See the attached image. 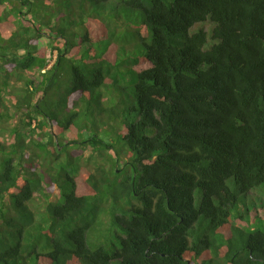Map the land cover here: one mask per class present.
Masks as SVG:
<instances>
[{
  "label": "trees",
  "instance_id": "obj_1",
  "mask_svg": "<svg viewBox=\"0 0 264 264\" xmlns=\"http://www.w3.org/2000/svg\"><path fill=\"white\" fill-rule=\"evenodd\" d=\"M207 21L211 37L192 31ZM121 75L131 106L119 98L112 113L134 117L114 162L74 124L87 110L106 120L102 88ZM0 130L15 137L0 141V264H264L252 229L264 217L248 219L247 199L264 193V0H0ZM85 146L95 174L71 155ZM55 162L88 173L89 191Z\"/></svg>",
  "mask_w": 264,
  "mask_h": 264
},
{
  "label": "rangeland",
  "instance_id": "obj_2",
  "mask_svg": "<svg viewBox=\"0 0 264 264\" xmlns=\"http://www.w3.org/2000/svg\"><path fill=\"white\" fill-rule=\"evenodd\" d=\"M109 14V13H108ZM14 21L16 23V25H23V26H28L27 23H23L21 17L15 13L13 14ZM108 22V21H107ZM105 24V23H104ZM106 25V24H105ZM203 28L206 30V32L208 33L209 37H211V33L213 30V23H211L210 21H207L203 24H198L193 28V32ZM112 30L115 31L112 27ZM89 32L91 33H96V34H102L101 37H103V32L101 30H99L98 32H95L91 29H89ZM120 32H118L119 34ZM92 42H96V40L94 39V37H92ZM210 44L213 42L211 39H209ZM44 46V45H43ZM47 58L50 60V63H53L55 58H56V52L48 50L47 51ZM120 59V58H119ZM121 60V59H120ZM31 75L37 76V73H35V71L30 73ZM122 77L119 80V83L116 87H113L112 85H105L102 88V92L104 98L102 99V103L100 104L102 108V110L98 109L102 116V118L106 119L105 121H99L98 123H94V118L95 116L93 115H89V111L87 110L88 113H86L82 118L80 117L78 120H76L74 127L77 129V127H79V125L81 126L82 124L84 125V130L82 133H80L79 136V143L81 144L83 141L88 140L92 137H96L102 140L103 144H101L100 146H105L106 144H108L109 146H113L111 147V150L108 151L106 153V159L107 160H112L114 162H116L118 159L116 158L118 151L125 149V145L124 142L121 141V138L119 136V132H120V122L121 121H125V118H129L130 120L133 119L134 117V113L133 112H129V111H125L123 113V115L121 116L120 121H118L119 119L113 115L112 111H115L116 108H118V111L121 112V109L118 105V100L120 98L121 102H125L127 103V107L128 109L131 106V103L129 101V97L133 96L132 93V86L131 84H128L126 82V80L124 79V75H121ZM129 80V78L127 79ZM22 89V92L24 94H26V90L24 88L20 87V90ZM5 98H7L9 101L13 100L12 98H9V95L6 94ZM14 101V100H13ZM127 101V102H126ZM88 106V104H87ZM90 107V106H89ZM91 109L93 110L92 106ZM126 110V109H125ZM106 111H110V115L111 116H105L104 113L108 114ZM14 116H16V114H14ZM25 130V126L21 129L20 133H26L24 132ZM51 134V133H50ZM63 139L62 142L64 143L69 142L70 140H74L75 136L73 135L72 132L70 131H66L63 134ZM42 136L38 134L37 132H35L34 134V138L35 140L38 141H42ZM25 140V139H23ZM0 141L2 142V144H5V146H8L10 144H13L15 142V137L14 134L11 132V130H7L1 131L0 130ZM51 144L54 146V137L52 135H47L45 141L43 142V145H48ZM82 145V144H81ZM90 146H97L94 143H89ZM75 146V145H72ZM83 146V145H82ZM91 148L89 146H85V148H78V149H73L71 151V155L78 157L81 156V163H82V169L85 168L87 169V171L89 173L95 174V168L97 166V159L98 156L93 155V154H89V150ZM123 153V151H122ZM129 156V154L127 152H125V154L123 156H121V160L123 161L125 158H127ZM26 162H25V166H26ZM63 166V168L65 169L64 171L67 172L69 175H72L74 178H76V185H77V192L81 195H83V192L85 193L89 191V188H85L84 185V180L87 179L88 177V173H82V169H78L79 172H77V165H75L74 163H70V164H59V162H55L53 164L54 168H61ZM87 166V168H86ZM48 194H51V197L49 198V202L50 201H56L59 197V189L58 186L54 185L52 187H50L47 190ZM200 194L201 192L199 190H196L195 192V197H196V206L199 207V199H200ZM36 195V194H35ZM248 203L253 204V206H255V212L251 211V213L248 216L249 220H253V217H255V215L258 216H262L264 217V212L261 211L260 204H264V193L261 191V189H255L253 191H251L248 194ZM47 201V199L45 197L43 198H38L37 196H35L33 198V202L29 204V208L34 211L36 214L41 213L45 210L47 203H45ZM257 212V213H256ZM113 211L110 212V216H112ZM247 222L246 221L244 223V221H236L235 224L238 226H247ZM251 224V223H250ZM252 229L254 230H260L264 232V221L263 222H259L258 225L252 227ZM70 264H81L78 261H71Z\"/></svg>",
  "mask_w": 264,
  "mask_h": 264
},
{
  "label": "clouds",
  "instance_id": "obj_3",
  "mask_svg": "<svg viewBox=\"0 0 264 264\" xmlns=\"http://www.w3.org/2000/svg\"><path fill=\"white\" fill-rule=\"evenodd\" d=\"M55 59H56V58H55ZM54 62H55V60H54ZM54 62H53V63H54ZM49 63H50V60H49ZM53 63H50L49 66H48V68H50V67L53 65ZM71 176H72V175H71ZM77 193H78V192H77ZM78 194H79V193H78ZM105 219H106V221H105V223H106L105 226H106V227H110V225H108V222H109V216H107Z\"/></svg>",
  "mask_w": 264,
  "mask_h": 264
}]
</instances>
